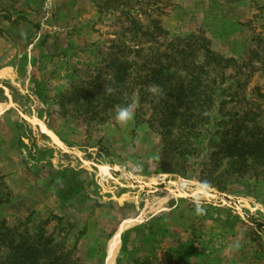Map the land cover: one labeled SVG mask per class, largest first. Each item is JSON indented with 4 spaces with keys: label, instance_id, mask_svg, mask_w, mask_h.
I'll return each mask as SVG.
<instances>
[{
    "label": "rangeland",
    "instance_id": "rangeland-1",
    "mask_svg": "<svg viewBox=\"0 0 264 264\" xmlns=\"http://www.w3.org/2000/svg\"><path fill=\"white\" fill-rule=\"evenodd\" d=\"M107 2L0 0V167L22 172L17 197L0 172V222L79 264H264V149L225 152L236 133L264 140V0ZM204 46L224 60L205 68L207 105L171 119L152 71L175 85Z\"/></svg>",
    "mask_w": 264,
    "mask_h": 264
},
{
    "label": "trees",
    "instance_id": "trees-1",
    "mask_svg": "<svg viewBox=\"0 0 264 264\" xmlns=\"http://www.w3.org/2000/svg\"><path fill=\"white\" fill-rule=\"evenodd\" d=\"M130 2L132 0H109L107 3H110L111 6L114 5L115 8H119L122 6L129 7ZM204 41H202L201 46L205 45ZM203 52V59L200 64L192 63L191 61V63L180 67L185 75L175 85H172L175 78L173 74L168 72L170 70L169 67H159L158 70L154 69L152 71L151 80H154L153 86L160 90L159 97L162 98L161 103H165L164 113L166 116H170L171 119L179 116L177 115L179 110H182L180 116L183 117L196 108L203 111L207 105L205 98L204 103L200 106L201 98L203 99L204 96H207L208 99L211 92L206 84L207 82L203 81L207 77L205 68L213 65L218 67L224 60L214 55L205 46ZM179 55L184 57L181 62L187 63L189 61L188 57L194 56V52H189V50L188 52L180 51ZM112 66L120 69V73L115 76V83L118 86L124 87L131 65L127 62L122 63L120 60H115ZM237 137H239V133H236L235 140L226 144L225 152L231 159L236 157L237 161L242 163L246 158L254 161L262 159L260 152L264 149L263 139H256L252 136V140H246L240 137L237 139ZM0 182L1 205L8 199L9 193L5 184L2 181ZM1 190H3L4 194H2ZM20 229H9L0 222V252L1 249L6 251V255L0 257V264H79L74 260L68 259L66 254L62 255L63 251H65V246L58 248V245L52 244L51 238L44 237L42 234L35 237L26 232V230L20 232Z\"/></svg>",
    "mask_w": 264,
    "mask_h": 264
},
{
    "label": "crops",
    "instance_id": "crops-1",
    "mask_svg": "<svg viewBox=\"0 0 264 264\" xmlns=\"http://www.w3.org/2000/svg\"><path fill=\"white\" fill-rule=\"evenodd\" d=\"M9 109V106L7 105V104H5V103H0V110H3V113H5L7 110ZM2 114V113H1ZM0 114V115H1ZM5 114H7V113H5ZM0 118H1V116H0ZM57 166H59V165H57ZM19 168H20V166H18ZM5 170V171H4ZM8 171H10V173H13V174H15L14 176H12V175H10V176H7V182H8V185L11 187V189H13L14 190V197H17V193H16V191H18V189H17V185H16V180H18L20 177L19 176H22V172H21V170L20 169H18L17 168V166H16V168H15V166H13V165H4V167H0V172L2 173V174H7V172ZM59 177L60 176H58L57 178H56V176H55V182H54V186H55V184H57L58 183V179H59ZM49 187V186H48ZM44 188V187H43ZM49 188H51V187H49ZM53 188V187H52Z\"/></svg>",
    "mask_w": 264,
    "mask_h": 264
},
{
    "label": "water",
    "instance_id": "water-1",
    "mask_svg": "<svg viewBox=\"0 0 264 264\" xmlns=\"http://www.w3.org/2000/svg\"><path fill=\"white\" fill-rule=\"evenodd\" d=\"M9 105L12 106L11 100L9 98ZM21 117L29 124L37 126L39 128V130L44 134L47 135L48 137H50L55 143H57L58 145L62 146L59 138L50 130L44 128V126L42 125V123L38 120H33L28 118L25 115L21 114ZM76 155V153H74Z\"/></svg>",
    "mask_w": 264,
    "mask_h": 264
},
{
    "label": "clouds",
    "instance_id": "clouds-1",
    "mask_svg": "<svg viewBox=\"0 0 264 264\" xmlns=\"http://www.w3.org/2000/svg\"><path fill=\"white\" fill-rule=\"evenodd\" d=\"M136 105L131 104L126 107H120L116 113V119L121 123H126L134 116V109Z\"/></svg>",
    "mask_w": 264,
    "mask_h": 264
},
{
    "label": "bare ground",
    "instance_id": "bare-ground-1",
    "mask_svg": "<svg viewBox=\"0 0 264 264\" xmlns=\"http://www.w3.org/2000/svg\"><path fill=\"white\" fill-rule=\"evenodd\" d=\"M3 113V110H0V114Z\"/></svg>",
    "mask_w": 264,
    "mask_h": 264
}]
</instances>
